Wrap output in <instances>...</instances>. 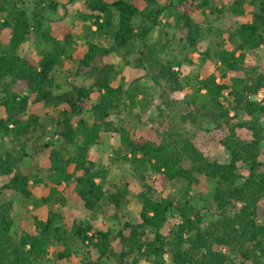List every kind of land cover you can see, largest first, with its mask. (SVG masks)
<instances>
[{
	"label": "trees",
	"instance_id": "1",
	"mask_svg": "<svg viewBox=\"0 0 264 264\" xmlns=\"http://www.w3.org/2000/svg\"><path fill=\"white\" fill-rule=\"evenodd\" d=\"M215 1L85 0L77 20L86 24L87 48L72 58L68 54L72 32L66 30L63 39L57 38L42 15L43 10L57 9L56 0H0V34L5 29L11 32L7 44L0 41V140L8 139L12 146L0 149V264H39L53 245H63L58 259H68L75 240L87 250L80 264H264V96L256 98L264 93V67L249 70L247 63L251 53L258 56L264 48V0H233L224 9ZM32 3L40 8L31 12ZM226 9L249 19L228 30L225 44L200 49V40L209 32L195 14ZM162 16L167 17L162 50L169 46L168 28L174 27L181 34V53L188 51L182 60L165 57L149 44L151 32L162 26ZM98 37L112 41L103 45ZM30 40L45 42L40 58L23 53ZM195 52L215 71L193 80L182 65L193 63L189 55ZM110 54L164 87L161 97L171 111L175 106L187 108L178 113L180 124L167 119V109H160L161 119L153 128L158 141L114 120L129 106L127 99L135 104L136 95L118 76L117 64L107 59ZM67 58L75 65L61 82ZM187 87L192 93L175 98L176 105L167 101V93L179 95ZM37 105L43 112L34 110ZM209 109L226 128L220 141L226 161L210 158L184 130L188 123L201 127ZM51 111L55 132L47 139L42 115ZM114 134L122 146L118 157L130 163L140 183L137 221L125 211L132 200L129 183L108 179V169L92 155ZM46 150L50 181L38 203L63 205L72 188L87 211L111 217L118 226L102 229L87 219L68 228L58 208L15 230V195L32 200L34 186L41 182L22 164L26 158L37 160ZM149 171L158 174L163 188L183 182L184 195H157L147 180ZM202 178L215 184L214 208L199 207L191 195ZM62 185L66 187L61 189ZM209 214L214 219L207 221Z\"/></svg>",
	"mask_w": 264,
	"mask_h": 264
},
{
	"label": "rangeland",
	"instance_id": "2",
	"mask_svg": "<svg viewBox=\"0 0 264 264\" xmlns=\"http://www.w3.org/2000/svg\"><path fill=\"white\" fill-rule=\"evenodd\" d=\"M59 4L57 9H46L42 11V15L45 19L46 27H51L52 33L60 39H63L64 32L70 30L74 37V42L69 46L68 54L72 58H79L86 51V27L85 23L79 22L77 16L85 8V0H56ZM132 3L137 4V0H130ZM162 3H168L169 0H161ZM233 2V0H216L214 5L218 9H224L227 3ZM147 6V5H146ZM145 5L143 9H146ZM40 8V7H39ZM35 4H30V11H37ZM248 10L252 9L251 6H247ZM173 15L176 14V10H171ZM194 18L203 22L209 32L208 37H204L200 40V49L205 50L209 45L212 47L216 44H225L228 36V30L233 29L239 23L247 21V17H239L236 14L232 13L230 10L226 9L223 13L215 12L214 14H203L196 13ZM167 17L162 16V26L158 29H155L151 32L149 36V44L152 45L156 52L161 55L174 59H183L184 54H188L187 50H184V54L181 53V47L179 46V38L181 34L176 31L174 27L168 28L170 31V40L168 41V48L162 50L164 43H166L167 38L164 36V29ZM173 23V20H170ZM96 26H93L95 29ZM10 30L5 29L0 34V41L4 44H7L10 38ZM175 33L177 36L175 37ZM99 43L103 45H110L112 41L110 38L98 37L96 39ZM45 46L43 40L39 41H27L23 45V53L29 56L40 58V49ZM258 56L255 54H250L247 60L248 68L264 67V48L258 50ZM194 58L193 63L183 62L182 69L184 73L189 75L193 80L197 76H205L206 74H211L215 71L213 65H205L201 60L200 52H195L193 55H189ZM108 60L113 61L117 64L120 74L118 76H123L122 80L126 82V88L131 91L132 94H135V104L131 105L130 100L127 99L128 107H123L120 115L114 116V120L118 123L124 124L131 131L135 133H142L151 139L158 141V137L155 135L154 126L160 121L158 116L160 109H167L170 112V118L174 119L176 124H180V116L178 113H186V107H174L175 111H171L172 108H169L167 103L161 97V94L164 91V87L155 86L150 80L149 76L144 74V71H141L134 65L125 66L120 59L115 54H110L107 57ZM75 65L74 61L71 58H67L64 61L62 67L63 72L60 75V81L63 82V79L66 78V73H69L72 67ZM178 69V67H176ZM242 73V72H240ZM73 79V76L71 77ZM76 79H79L76 77ZM138 79V80H137ZM121 80V81H122ZM138 85V87H137ZM66 87V86H63ZM133 87L134 89H131ZM193 89L187 87L183 93L179 95L167 93V101L176 105L174 99L177 97H183L185 93H192ZM264 96L263 91H261L256 98L262 99ZM149 103L148 106H143L144 104ZM171 105V104H169ZM34 110L39 111V106H34ZM43 112V111H39ZM55 115L54 112H50L49 115L43 114L42 120L47 124L48 135L47 139L53 135L55 132V124L51 120V115ZM184 130L189 134L193 135L194 140L198 147L210 158L217 159L221 161H226L228 159V154L221 144V139L226 135V128L220 124L219 120L215 119V115L212 109H209V115L205 116L202 121L201 127H196L190 123L184 124ZM161 127V126H160ZM246 132L243 133L245 135ZM11 144L8 142V139L0 140V149L11 148ZM122 152V146L118 134H114L113 137L108 138L104 144L99 147H95L92 151V155L102 161V163L108 169L107 178L122 184L126 182L129 183V189L131 194L129 197H132L131 203H128L125 206V211L131 214V219L133 221L139 220V211L140 204L136 200V194L140 191V183L134 178L132 173V168L130 163L124 161L118 157V154ZM49 150L40 152L36 157L37 160L32 158H26L22 164L23 169L30 173L32 176L37 175L41 180L40 183L35 184L34 186V198L32 200L24 199L20 195H15L16 206H15V230L21 231V229L30 222L34 216H37L41 219H45L48 216V213L51 209L60 208V212L64 216V223L66 227H71L75 221H82L90 219L96 227L102 229H108L114 224V220L111 217L104 215H97L93 212L87 211L83 204L78 199V196L75 194L74 190L71 188L67 191L69 197L64 202V204H55V205H43L38 203V199L46 193V184L49 183ZM147 180L151 185L156 189V194L162 195H171L174 197H182L186 190V186L181 181H175L168 184L167 187L163 188L159 183V176L157 173L149 171L146 173ZM2 179L0 178V181ZM65 185H62L60 188H65ZM215 184L212 181H209L205 178H202L201 184L196 186L191 195L196 197L194 202L199 207L214 208L212 204V193ZM214 219L213 214H209L207 221ZM118 226V223L116 222ZM63 245H53L50 248V255L48 258L40 261L39 264H80L83 258L86 255V248L84 245L76 241L72 244L73 253L70 258L58 259V253L60 250H63ZM225 250V249H224ZM92 254L96 257V251L93 250ZM237 260V263L240 261ZM230 264V263H229Z\"/></svg>",
	"mask_w": 264,
	"mask_h": 264
}]
</instances>
